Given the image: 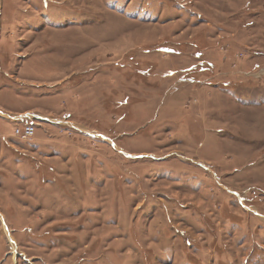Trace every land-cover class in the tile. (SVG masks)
Listing matches in <instances>:
<instances>
[{
  "label": "rangeland",
  "instance_id": "rangeland-1",
  "mask_svg": "<svg viewBox=\"0 0 264 264\" xmlns=\"http://www.w3.org/2000/svg\"><path fill=\"white\" fill-rule=\"evenodd\" d=\"M0 44L50 123L0 161V264H264V0H0Z\"/></svg>",
  "mask_w": 264,
  "mask_h": 264
},
{
  "label": "crops",
  "instance_id": "crops-1",
  "mask_svg": "<svg viewBox=\"0 0 264 264\" xmlns=\"http://www.w3.org/2000/svg\"><path fill=\"white\" fill-rule=\"evenodd\" d=\"M2 48H3V45L0 44V53H2L1 56L4 57L7 54L5 53V50H3ZM10 54L12 55V53H10ZM10 54L8 56H10ZM19 110L13 114L11 112V110L7 109V107H4L0 101V161H1V164H3L6 161V159L11 158L10 152H8L10 149L13 150V149L17 148L18 150H21V147H19L21 145H19V143L17 144V142H18L16 140L17 138L14 139L15 137H13L11 135V129H12V126H14L13 125L14 122L16 123L15 126H18L19 124H21L20 122H27V123L31 122V123L36 124L37 121H42L46 124H50L48 121H45V119L48 120L47 119L48 116H44V115L39 114V113L34 112V111H28V110L19 111ZM8 111H10V112H8ZM2 125H4L5 127L7 126L9 128V130H7V131L4 130L2 128ZM45 134H47V132ZM42 140L45 141L42 144L43 146L39 145V146H37V148H44V151H48V150L52 149L51 154L52 155L54 154L56 156H58L60 152L66 153V151H64V147H62L61 145H55V144L50 143V142H52V141H50V136H48V137L42 136ZM23 143H20V144H23ZM24 144H26V143H24ZM53 145H55L56 147H53ZM11 162H12V159L9 160L10 164H12ZM2 177H3V179H5L4 176H2ZM0 181H2V179H0Z\"/></svg>",
  "mask_w": 264,
  "mask_h": 264
},
{
  "label": "built area",
  "instance_id": "built-area-1",
  "mask_svg": "<svg viewBox=\"0 0 264 264\" xmlns=\"http://www.w3.org/2000/svg\"><path fill=\"white\" fill-rule=\"evenodd\" d=\"M18 126L15 127L14 137L23 142H29L32 140L35 134L34 123L20 122Z\"/></svg>",
  "mask_w": 264,
  "mask_h": 264
},
{
  "label": "bare ground",
  "instance_id": "bare-ground-1",
  "mask_svg": "<svg viewBox=\"0 0 264 264\" xmlns=\"http://www.w3.org/2000/svg\"><path fill=\"white\" fill-rule=\"evenodd\" d=\"M5 233H7V232H5ZM10 242H11L10 246H11V248H12L13 252H14V251H15V248H14V245H13V242H12V240H10Z\"/></svg>",
  "mask_w": 264,
  "mask_h": 264
}]
</instances>
